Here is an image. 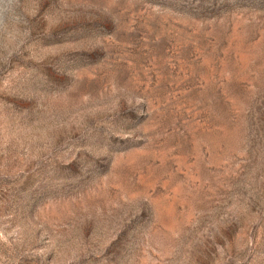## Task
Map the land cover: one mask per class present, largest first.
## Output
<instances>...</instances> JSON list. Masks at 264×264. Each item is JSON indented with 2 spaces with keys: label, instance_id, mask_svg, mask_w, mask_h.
Instances as JSON below:
<instances>
[{
  "label": "rangeland",
  "instance_id": "rangeland-1",
  "mask_svg": "<svg viewBox=\"0 0 264 264\" xmlns=\"http://www.w3.org/2000/svg\"><path fill=\"white\" fill-rule=\"evenodd\" d=\"M0 264H264V0H0Z\"/></svg>",
  "mask_w": 264,
  "mask_h": 264
}]
</instances>
